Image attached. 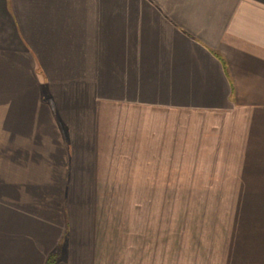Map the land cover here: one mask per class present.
I'll list each match as a JSON object with an SVG mask.
<instances>
[{
	"label": "crops",
	"instance_id": "crops-1",
	"mask_svg": "<svg viewBox=\"0 0 264 264\" xmlns=\"http://www.w3.org/2000/svg\"><path fill=\"white\" fill-rule=\"evenodd\" d=\"M223 116L219 163L264 177V0H0V264H264V201L196 228L107 199L196 173L178 130Z\"/></svg>",
	"mask_w": 264,
	"mask_h": 264
},
{
	"label": "rangeland",
	"instance_id": "rangeland-1",
	"mask_svg": "<svg viewBox=\"0 0 264 264\" xmlns=\"http://www.w3.org/2000/svg\"><path fill=\"white\" fill-rule=\"evenodd\" d=\"M242 119L245 118L242 116L241 120ZM198 120L200 119L198 118ZM196 123L200 125V122ZM184 130L185 129L182 131L181 129L178 130L180 132L179 143H184L183 145L180 144V146L184 148L182 150L187 149L190 154H193L192 160L194 165L201 162L202 165L199 164L200 166L196 165L194 168L192 167L191 170L188 169V172L194 171L196 173L180 174V172L185 171L186 163L184 160H177L171 165L172 167L166 166V170H163L164 174L162 176L161 191L114 193L112 197L108 195L107 199L115 200L116 203L125 199L144 200L146 202L161 201V214L163 216H175L179 227L182 222H185L187 225L189 222L191 224L194 223L196 228H204L207 224L205 220L206 216H231V211L234 210L233 206H235L236 203V206H240V210H244V208H241V205H243L242 202L244 201L250 203L251 210L260 211L261 208L259 203L264 201V191L259 190L258 187L264 184V177H259V180L256 179L254 182L251 180L252 176L236 175V169L231 168L234 164L230 165L229 163L230 168H227L219 163V161L224 160L223 157L230 156L229 154L236 151V148L239 146L237 142L238 139H235L234 131L236 130L234 116H229L227 118L223 116L219 118V120L216 118L212 127H202L201 124L200 127L198 126L197 130H194L193 136L188 137V140L183 137ZM224 141H226V143ZM166 172H168V174H166ZM198 181L200 182L198 183ZM203 181H205V183H202ZM217 184L220 186V189H223L221 190L222 192L206 191V188H210L214 185L216 186ZM238 185H242V187L246 185L248 187L246 189V194H249L247 200L243 199L244 201H239V199L237 202H234V195H238L239 193L238 196H240V198H244L246 195L242 194V191L235 192L236 190H234V187ZM194 203H205V205L215 203V205L218 206L214 208L190 207ZM150 210L151 208H146V212ZM152 210H154V208H152ZM156 210H159V208H156ZM243 214L244 213H240L239 215L242 216ZM225 220L228 219L226 218ZM238 221V225H240V220L238 219ZM253 234H255V237L259 238L258 241L255 240L253 242L263 246L264 240L262 241V238H264V227L257 229ZM169 241L170 240H166L165 242L167 244L165 245L166 248L169 247Z\"/></svg>",
	"mask_w": 264,
	"mask_h": 264
},
{
	"label": "trees",
	"instance_id": "trees-1",
	"mask_svg": "<svg viewBox=\"0 0 264 264\" xmlns=\"http://www.w3.org/2000/svg\"><path fill=\"white\" fill-rule=\"evenodd\" d=\"M246 163H248V161H246ZM200 181H198V183H199ZM202 183H205V181H203ZM248 187L246 186V185H243V187L241 188V190H239V189H237L235 192H240V191H242V194H246V189H247ZM203 189H205V188H203ZM211 191V192H222L221 190H223V189H220V186L217 184L216 186L214 185V186H212V187H210V188H206V191ZM224 192H225V190H224ZM238 195H239V193H238ZM238 195H234L233 196V200L234 201H236L237 202V200H239V201H244V200H247L249 197V194H246L245 196H244V198H240V196H238ZM244 199V200H243ZM188 201H194V200H188ZM56 257H57V254L56 253H53V254H51L50 256H49V258L47 259V261H46V264H55V262H56Z\"/></svg>",
	"mask_w": 264,
	"mask_h": 264
}]
</instances>
